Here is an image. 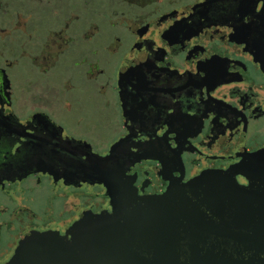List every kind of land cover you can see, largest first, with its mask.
<instances>
[{
	"label": "flooded vegetation",
	"instance_id": "obj_1",
	"mask_svg": "<svg viewBox=\"0 0 264 264\" xmlns=\"http://www.w3.org/2000/svg\"><path fill=\"white\" fill-rule=\"evenodd\" d=\"M262 153L264 0H0V264L171 188L183 244L259 245Z\"/></svg>",
	"mask_w": 264,
	"mask_h": 264
},
{
	"label": "water",
	"instance_id": "obj_2",
	"mask_svg": "<svg viewBox=\"0 0 264 264\" xmlns=\"http://www.w3.org/2000/svg\"><path fill=\"white\" fill-rule=\"evenodd\" d=\"M188 207L189 198L171 188L163 196L141 198L128 214L87 215L73 228L70 240L50 233L31 236L8 264H237L232 255L245 253L263 258L243 264H264V241L259 245L183 244L186 226L180 219ZM261 230L264 234V227Z\"/></svg>",
	"mask_w": 264,
	"mask_h": 264
}]
</instances>
